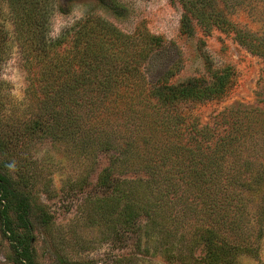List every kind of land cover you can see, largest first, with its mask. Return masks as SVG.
<instances>
[{
    "label": "rangeland",
    "instance_id": "obj_1",
    "mask_svg": "<svg viewBox=\"0 0 264 264\" xmlns=\"http://www.w3.org/2000/svg\"><path fill=\"white\" fill-rule=\"evenodd\" d=\"M112 2L113 10L96 0H53L47 14L39 18L46 19L48 39L61 40L58 52H71L75 33L83 35L86 24L96 19L125 36L144 37L145 33L162 44L142 62L131 47L121 49L123 45L116 44L103 49L116 83L105 89L100 86L94 104L84 105L70 117L82 124L81 130L74 129L72 136L65 128L55 140L24 132L25 124L35 122L43 110L40 66L30 61L36 54L31 55L39 20H26L21 10L15 16L9 2L0 0V171L29 199L32 231L28 236L34 264H199L202 246L193 251L186 247L190 226L198 218L199 202H191L196 181L181 172L195 161L180 164L183 160L177 151L166 162L154 148L172 154L180 143H193L202 128L221 137L232 131L237 118L243 119L245 128L263 130L259 113L264 112V57L239 45L235 34L262 35L264 0ZM68 55L71 58L72 52ZM169 69L177 72L172 83L194 82L199 96L170 107L150 97L148 92ZM127 73L134 77L123 80L120 75ZM56 76L53 71L51 77ZM196 160L210 162L200 156ZM172 161H177L176 167ZM9 164L15 167L10 169ZM154 167L160 169L155 174ZM103 171H108L109 188L98 186ZM157 174L178 184L175 199L182 201L173 205L172 199L166 209L157 206L162 202L153 178ZM244 195V212L239 211L236 198L226 212L206 221L239 245L256 239L257 218L264 210L261 196ZM111 197L122 200L119 206L133 197L137 206L144 207L133 228L123 229L105 219L104 199ZM260 227L258 256H240L236 264H264V220ZM168 230L171 233H162ZM10 257L9 242L0 232V264H12Z\"/></svg>",
    "mask_w": 264,
    "mask_h": 264
},
{
    "label": "trees",
    "instance_id": "obj_2",
    "mask_svg": "<svg viewBox=\"0 0 264 264\" xmlns=\"http://www.w3.org/2000/svg\"><path fill=\"white\" fill-rule=\"evenodd\" d=\"M6 1L9 2L15 16L21 10L26 20H39L36 27L38 36L36 49L32 50L31 55L34 51L36 54L31 56L30 61L34 59V66H40L41 77L38 86L43 95V100L40 102L43 110L38 114L35 122L25 124L24 132L31 136L39 134V137H52L57 140L63 135L65 128H68L72 136L74 129L77 132L82 129V124H78L76 120L71 121L70 117L73 116V113L79 112L84 105L94 104L96 99L92 98L95 94L100 93L101 87L104 89L111 87L117 80L109 68V58H104L103 55V51H107L108 46L119 44L123 45L121 49L131 47L133 53L142 62L153 47H160L162 44L161 39L145 35V33L144 37L137 35L138 41L137 37L125 36L115 27L96 19L94 23L86 24L83 35L82 32L75 33L71 44L72 56L68 58L67 56L71 52H66V50L58 52L62 47L61 40L53 42L48 39L46 19L44 16L39 18L41 15L47 14V9L53 0ZM67 1L65 0V2ZM96 1L105 9H114L112 0ZM58 9L63 14L67 12L64 7H58ZM26 23L28 24V22ZM87 34L92 37L86 38ZM261 34L260 37L250 38L249 35L243 36L236 33L235 38L238 44L246 48L252 55L264 57V30ZM53 71L57 72L56 79L51 77ZM176 74L175 70L169 69L164 74L165 76L159 78L157 87L149 91L148 95L158 104L169 107L173 106L176 101L199 96L200 91L197 90V85L194 82L172 83L171 80ZM120 76L126 80L134 77V74L127 73ZM88 94L90 99L87 97ZM259 114L264 118V112ZM60 118H64V120ZM48 119H52L50 123H47ZM237 120H239L238 123ZM242 120L235 119L232 131L221 137L217 136L215 130L202 128L197 131L193 143H189L188 146L180 143L176 147L179 149H174L172 154L162 152L161 148H154V151L161 154V159L166 162L175 157L177 151L182 157L180 160H183L180 164L188 166L192 164V160L195 161L193 162L195 164L199 162V166L192 164L190 169L186 167L184 171H181L184 172L186 178H195L196 181V185L193 187L195 198L191 202L195 200L199 202V208L197 209L196 205L195 209L198 218L190 226L191 236L186 247L189 251H193L198 246H202L204 255L198 261L199 264H236L240 256L257 257L259 253L257 240H260L262 234L260 226L264 220V210L257 218L258 235L256 239L253 243L246 245L230 242L211 225L206 224V221L211 218L209 216L219 215L222 211L226 212L236 201V198L240 202L239 211L244 212L245 205L241 200V198L245 199L244 194L255 193L261 196L260 201L264 205V192L261 191L264 188V128L257 133L256 128H245ZM257 140H259V144L256 143ZM203 153L206 154L202 155ZM196 156L203 157L210 162L197 161ZM176 162L172 161L174 166ZM159 170L158 167H154V174ZM107 172L103 171L98 177V186L101 188H109L111 185ZM153 178L156 181L157 191L160 190L158 194L162 196V202L157 200L159 202L157 206L165 205L166 209L169 205L172 206L168 204L172 199L173 205L182 201L180 197L175 199L179 190L178 184L171 183L161 174L154 175ZM164 198L165 201H163ZM104 201L105 209L103 208L102 214H106L105 219L123 229L133 228V221L137 218V213L144 209V207L137 206L133 197H130L129 200L127 198L126 204L121 206L119 204L122 200L118 198L111 197ZM186 205L187 210H193L192 203L189 202ZM108 209L111 212H108ZM117 210L118 212H116ZM30 217L29 199L18 192L8 177L0 171V232L9 242L12 264H34L28 236L32 231ZM218 218L221 220L220 222L223 221L220 217ZM180 221H177L175 226H180ZM164 228L160 227L159 230ZM162 233L169 234L171 231ZM169 244L171 245V243Z\"/></svg>",
    "mask_w": 264,
    "mask_h": 264
},
{
    "label": "clouds",
    "instance_id": "obj_3",
    "mask_svg": "<svg viewBox=\"0 0 264 264\" xmlns=\"http://www.w3.org/2000/svg\"><path fill=\"white\" fill-rule=\"evenodd\" d=\"M8 167L11 169V168H14L15 165L14 164H9Z\"/></svg>",
    "mask_w": 264,
    "mask_h": 264
}]
</instances>
